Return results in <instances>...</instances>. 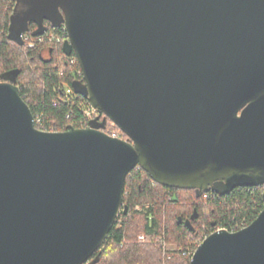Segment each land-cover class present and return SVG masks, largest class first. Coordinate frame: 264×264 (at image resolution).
Masks as SVG:
<instances>
[{
	"label": "water",
	"instance_id": "1",
	"mask_svg": "<svg viewBox=\"0 0 264 264\" xmlns=\"http://www.w3.org/2000/svg\"><path fill=\"white\" fill-rule=\"evenodd\" d=\"M15 4L8 36L62 23L77 91L127 138L94 125L40 130L17 86L0 81V264H84L135 167L198 193L264 184V0ZM262 199L246 227L213 231L188 264H264Z\"/></svg>",
	"mask_w": 264,
	"mask_h": 264
},
{
	"label": "trees",
	"instance_id": "2",
	"mask_svg": "<svg viewBox=\"0 0 264 264\" xmlns=\"http://www.w3.org/2000/svg\"><path fill=\"white\" fill-rule=\"evenodd\" d=\"M15 3L0 0V81L17 86L33 116L39 119L35 126L44 131H63L69 126L94 125L126 139L103 113L92 119L83 115L81 107L86 106L87 99L76 88L84 85V79L74 52L66 55L62 43L54 41L27 47L23 38L20 42L8 36ZM44 25L53 28L46 21ZM36 28L29 23L26 32L32 36ZM44 48L47 56L42 53ZM263 191L264 184H260L198 193L161 185L135 167L124 180L122 204L127 206L126 212L121 210L102 248L84 264H188L184 253L188 241H200L205 232L217 226L231 229L248 225L263 208ZM137 204L143 209L133 210ZM194 210L193 220L190 216ZM138 234L144 239H138Z\"/></svg>",
	"mask_w": 264,
	"mask_h": 264
},
{
	"label": "built area",
	"instance_id": "3",
	"mask_svg": "<svg viewBox=\"0 0 264 264\" xmlns=\"http://www.w3.org/2000/svg\"><path fill=\"white\" fill-rule=\"evenodd\" d=\"M10 1H12V0H10ZM22 38L24 39V43L26 44L27 47H35L38 44H42L44 42L54 41L56 43H63V41L68 38V32H67L66 28L64 27V25L62 24V26L58 25V26H55L53 28H46L43 31V33L35 34V35L33 34L32 36L28 32L25 31L22 34ZM44 49H45V51L47 50L46 48H44ZM75 58H76V56H75ZM81 75H82V71H81ZM82 77H83V75H82ZM81 108H82L83 115L86 118H90V119H92L94 116H96L97 113L99 112L97 109H94L93 107H91V105L89 104L88 101L86 103V106L81 107ZM33 118H34V122L39 120V119H36L34 116H33ZM110 135L118 137L115 133H111ZM122 206H123V204L121 205L120 209L118 210L116 217L119 216L121 210L123 209ZM246 226L247 225H241V226L233 227L231 229H228L225 226H217L214 229V231L215 230H227L230 232H236V231H238V230H240ZM212 232H205L203 234L202 239H204L206 236H208ZM105 238H106V236L104 237V239H103L101 245L99 246L98 250L102 248V246H103L102 244L105 241ZM196 247H195V245L190 246L188 244L187 249L184 251L186 257L189 258V261L192 257V254L194 253Z\"/></svg>",
	"mask_w": 264,
	"mask_h": 264
},
{
	"label": "rangeland",
	"instance_id": "4",
	"mask_svg": "<svg viewBox=\"0 0 264 264\" xmlns=\"http://www.w3.org/2000/svg\"><path fill=\"white\" fill-rule=\"evenodd\" d=\"M18 7V5L14 4V9H16ZM27 27V25H24V29ZM16 29H17V25L14 23V22H11L10 21V24H9V29H8V32H12V33H15L16 32ZM43 55L47 56V52L45 51V49L43 50ZM216 185H219L218 183ZM140 209H143L139 204L135 205L133 207V210H140ZM138 239L142 240L144 239V236L142 234H138ZM195 239V240H192V241H188L189 245H195V247L202 241L200 240ZM165 244V243H164Z\"/></svg>",
	"mask_w": 264,
	"mask_h": 264
},
{
	"label": "flooded vegetation",
	"instance_id": "5",
	"mask_svg": "<svg viewBox=\"0 0 264 264\" xmlns=\"http://www.w3.org/2000/svg\"><path fill=\"white\" fill-rule=\"evenodd\" d=\"M44 22H45V21H44ZM46 22L49 23L48 21H46ZM33 24H34V23H33ZM34 25H35V24H34ZM195 218H196V217H195ZM195 218H194V219H195ZM194 219H193V220H194ZM184 223H185V221H184ZM185 224H186V223H185Z\"/></svg>",
	"mask_w": 264,
	"mask_h": 264
}]
</instances>
